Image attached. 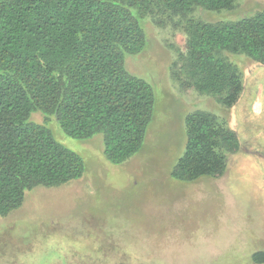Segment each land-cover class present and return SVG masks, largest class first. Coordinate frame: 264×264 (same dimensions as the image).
Masks as SVG:
<instances>
[{
  "label": "trees",
  "instance_id": "obj_1",
  "mask_svg": "<svg viewBox=\"0 0 264 264\" xmlns=\"http://www.w3.org/2000/svg\"><path fill=\"white\" fill-rule=\"evenodd\" d=\"M237 2L0 0V216L21 207L28 191L60 186L85 171L82 156L57 141L43 120L55 117L78 139L101 133L113 163L141 149L154 117L155 91L127 69L125 56L147 45L142 19L184 32L185 49L172 64L182 89L235 106L244 91L243 71L227 53L264 65V8L220 21L196 11H232ZM223 117L200 109L186 116V148L174 177L198 180L227 171L228 153L238 151L240 142ZM251 259L264 264V250Z\"/></svg>",
  "mask_w": 264,
  "mask_h": 264
},
{
  "label": "rangeland",
  "instance_id": "obj_2",
  "mask_svg": "<svg viewBox=\"0 0 264 264\" xmlns=\"http://www.w3.org/2000/svg\"><path fill=\"white\" fill-rule=\"evenodd\" d=\"M264 8L238 0L232 11H196L208 21L236 20ZM142 19L147 45L125 64L155 91V112L141 149L122 163L104 152L103 135H67L55 117L43 120L57 141L82 156V177L39 186L23 205L0 216V264H255L264 250V65L227 53L243 71L237 104L182 89L172 77L186 37L171 25ZM208 110L227 119L240 148L221 175H172L186 142V116ZM35 115L41 121V114ZM43 118H46L43 115Z\"/></svg>",
  "mask_w": 264,
  "mask_h": 264
},
{
  "label": "flooded vegetation",
  "instance_id": "obj_3",
  "mask_svg": "<svg viewBox=\"0 0 264 264\" xmlns=\"http://www.w3.org/2000/svg\"><path fill=\"white\" fill-rule=\"evenodd\" d=\"M256 264V263H255Z\"/></svg>",
  "mask_w": 264,
  "mask_h": 264
}]
</instances>
